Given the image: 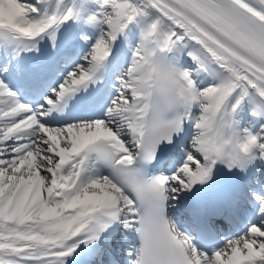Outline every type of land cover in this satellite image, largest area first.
<instances>
[{
	"label": "snow or ice",
	"instance_id": "6c2138e0",
	"mask_svg": "<svg viewBox=\"0 0 264 264\" xmlns=\"http://www.w3.org/2000/svg\"><path fill=\"white\" fill-rule=\"evenodd\" d=\"M0 264H264V0H0Z\"/></svg>",
	"mask_w": 264,
	"mask_h": 264
}]
</instances>
